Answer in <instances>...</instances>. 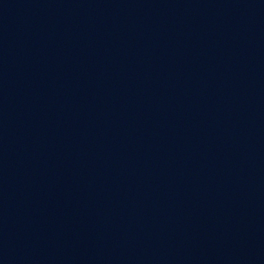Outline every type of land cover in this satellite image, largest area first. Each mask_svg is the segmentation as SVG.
<instances>
[{
	"label": "water",
	"instance_id": "obj_1",
	"mask_svg": "<svg viewBox=\"0 0 264 264\" xmlns=\"http://www.w3.org/2000/svg\"><path fill=\"white\" fill-rule=\"evenodd\" d=\"M0 264H264V0H0Z\"/></svg>",
	"mask_w": 264,
	"mask_h": 264
}]
</instances>
